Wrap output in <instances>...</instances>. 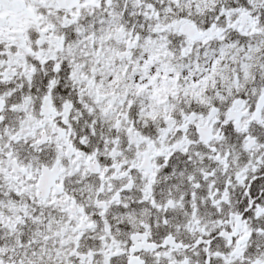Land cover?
<instances>
[{
  "label": "snow or ice",
  "instance_id": "snow-or-ice-1",
  "mask_svg": "<svg viewBox=\"0 0 264 264\" xmlns=\"http://www.w3.org/2000/svg\"><path fill=\"white\" fill-rule=\"evenodd\" d=\"M0 264H264V0H0Z\"/></svg>",
  "mask_w": 264,
  "mask_h": 264
}]
</instances>
